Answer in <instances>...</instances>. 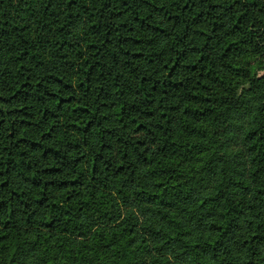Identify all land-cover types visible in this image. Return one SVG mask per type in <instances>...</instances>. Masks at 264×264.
I'll return each mask as SVG.
<instances>
[{
    "label": "trees",
    "instance_id": "16d2710c",
    "mask_svg": "<svg viewBox=\"0 0 264 264\" xmlns=\"http://www.w3.org/2000/svg\"><path fill=\"white\" fill-rule=\"evenodd\" d=\"M263 69L264 0H0V264H264Z\"/></svg>",
    "mask_w": 264,
    "mask_h": 264
},
{
    "label": "rangeland",
    "instance_id": "374dc122",
    "mask_svg": "<svg viewBox=\"0 0 264 264\" xmlns=\"http://www.w3.org/2000/svg\"><path fill=\"white\" fill-rule=\"evenodd\" d=\"M263 72H264V69L261 70V71L259 72V74H262ZM231 148H232L233 150H238V149L240 148V146H239L238 144H234V143H232V144H231Z\"/></svg>",
    "mask_w": 264,
    "mask_h": 264
}]
</instances>
